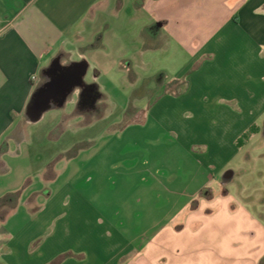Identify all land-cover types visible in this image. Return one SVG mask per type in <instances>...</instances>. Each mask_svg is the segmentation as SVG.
I'll return each instance as SVG.
<instances>
[{"label": "crops", "instance_id": "0c3cea01", "mask_svg": "<svg viewBox=\"0 0 264 264\" xmlns=\"http://www.w3.org/2000/svg\"><path fill=\"white\" fill-rule=\"evenodd\" d=\"M169 48L185 56L176 80L205 62L148 109L138 159L112 139L67 140L73 125L115 128L96 85L48 120L26 116L57 59H111L126 77ZM260 137L264 0H0V264H264V175L247 190L233 165L264 157L245 155Z\"/></svg>", "mask_w": 264, "mask_h": 264}, {"label": "rangeland", "instance_id": "374dc122", "mask_svg": "<svg viewBox=\"0 0 264 264\" xmlns=\"http://www.w3.org/2000/svg\"><path fill=\"white\" fill-rule=\"evenodd\" d=\"M170 48L160 55H157L156 58H151V53L148 52V57L145 58L147 64L144 66H132V70L135 75L124 77L125 75L118 72V65L113 62L111 59L106 62L105 58L98 57L99 61L97 63L98 68H94L93 64L87 62L90 65V68L87 70L86 75L83 78L84 83L88 85H96L103 95L100 102V121L101 125H106L105 123L115 124V128L112 129V125L108 129H96L95 127L89 126H80L73 125L67 131V140L77 141V138H87L94 135L96 137L97 143L105 142L108 139H112V146H114L117 156L128 153L135 158H139V153L141 148H147L149 152V145H146L144 139H149L153 135L148 133L147 136H144L141 133L140 126L146 120L151 122V118L148 116V109L152 107L161 95H167L171 97H178L186 91V84L188 77L196 72L203 62L204 58H200L198 61L193 62L181 79L176 80L174 74L182 67L183 61L185 59L184 55L178 54L177 61H170ZM153 54V53H152ZM169 58V60H168ZM187 59V58H186ZM72 62H77L76 57L72 59ZM93 63L92 60H90ZM177 82L173 87L172 83ZM77 96L76 94H71L66 100L62 109H51L45 113V120H48L49 116L54 112H64L68 110L70 105L76 104ZM148 116V117H147ZM80 121L77 119H69V123H75ZM128 128L125 133H120V128ZM82 127V128H81ZM262 136V135H261ZM85 143V142H84ZM78 141L73 148L71 153L77 152L82 147H85V144ZM163 151V150H161ZM195 152H197L195 150ZM249 154H264V138L260 137L254 143L250 144L245 151V155ZM117 158V157H116ZM264 157L261 156L259 160H253V156L249 158H243L238 162H233V165L239 164L240 169H243L247 172L248 176H244L242 180L244 181L243 185L247 190H250L252 186L255 185L251 174L253 171H261L264 175ZM135 162V161H134ZM124 162L122 164L118 163V167H124ZM65 175V176H64ZM55 184L51 187L52 189L58 187L61 184V181L66 178L64 174ZM38 179L35 180L37 182ZM247 180V181H246ZM240 181V180H239ZM264 181V177L262 178ZM113 182L118 183L119 178L113 177ZM241 182V181H240ZM82 184L79 183L78 186ZM237 185V182L236 184ZM260 185H263L262 183ZM89 187L91 185L89 184ZM19 215L23 214V209H18ZM61 257H67L63 255ZM60 257L57 259L59 260Z\"/></svg>", "mask_w": 264, "mask_h": 264}, {"label": "water", "instance_id": "95a60500", "mask_svg": "<svg viewBox=\"0 0 264 264\" xmlns=\"http://www.w3.org/2000/svg\"><path fill=\"white\" fill-rule=\"evenodd\" d=\"M87 67L84 61L74 62L67 66H61L58 59L53 61L43 72L46 81L35 90L31 97L26 111L28 120L38 121L46 111L63 106L75 89L86 87L83 78Z\"/></svg>", "mask_w": 264, "mask_h": 264}, {"label": "trees", "instance_id": "16d2710c", "mask_svg": "<svg viewBox=\"0 0 264 264\" xmlns=\"http://www.w3.org/2000/svg\"><path fill=\"white\" fill-rule=\"evenodd\" d=\"M176 83L177 82L172 83L171 87H173ZM29 103H30V101H29ZM29 103L27 106H29ZM254 129L255 128L251 127L247 132H245L243 134V136L237 141V146L240 147L242 144H244L246 142V140L248 139V137L255 131Z\"/></svg>", "mask_w": 264, "mask_h": 264}]
</instances>
